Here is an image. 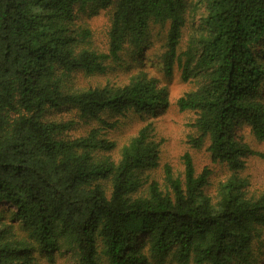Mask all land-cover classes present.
I'll list each match as a JSON object with an SVG mask.
<instances>
[{"label":"trees","instance_id":"obj_1","mask_svg":"<svg viewBox=\"0 0 264 264\" xmlns=\"http://www.w3.org/2000/svg\"><path fill=\"white\" fill-rule=\"evenodd\" d=\"M101 11L106 51L82 20ZM167 25L163 71L196 83L176 103L195 116L187 143L231 174L215 197L211 170L198 173L189 152L184 174L167 165L162 183L147 175L160 167L152 124L112 157L107 134L119 122L103 115L156 117L169 100L154 78L82 90L69 82L142 55L151 28ZM63 112L73 116L56 117ZM80 124L93 127L71 135ZM241 126L264 142V0H0V264L63 251L76 264H256L264 195H250L240 173L264 154Z\"/></svg>","mask_w":264,"mask_h":264},{"label":"rangeland","instance_id":"obj_2","mask_svg":"<svg viewBox=\"0 0 264 264\" xmlns=\"http://www.w3.org/2000/svg\"><path fill=\"white\" fill-rule=\"evenodd\" d=\"M198 14H201L199 11ZM108 14L101 11L99 14L91 17H83L84 24L92 31V42L95 47L102 51L107 49V30L109 27ZM197 20V19H195ZM194 20V21H195ZM197 22V21H196ZM168 31L167 26H155L151 28L149 44L144 48L143 54L132 56L123 54V61L120 64H109L104 74L88 76L83 72L75 73L70 78L71 88L75 90L88 89L92 87H103L107 84L119 85L127 84L131 78L139 74H145L148 78H154L158 82L159 88H164L168 95L169 107L156 117L142 118L137 114L129 113L126 117L107 115L105 118L116 121L119 125L113 131H109L107 138L116 144V149L112 153V157L118 160L120 150L127 145L130 140L135 137L138 132L147 124H152L154 129V138L160 144V167L151 171L149 177L162 183L163 167L170 166L173 172L180 176L184 174L183 156L189 152L193 158L195 169L201 173L203 169L209 168L211 176L209 178V186L207 191L213 197L216 196L219 185L228 180L230 173L225 165L213 164L209 153L203 150H191L187 137L193 133L190 124L194 121L195 116L192 113L179 112L176 103L185 94L196 88V83L185 82L181 78V71L174 69L172 75H167L163 71L162 63L159 58L160 52L165 43ZM72 113L63 112L57 114V118L69 119ZM92 126H76L71 131V135L85 134L87 128ZM239 137L251 147L255 152L264 154V142H258L251 135L250 129L241 126L238 129ZM240 176L247 180L246 190L252 196L264 195V160L258 157H250L246 161L245 169ZM7 206V205H6ZM1 207V206H0ZM259 252L261 254H259ZM256 264H264V247L256 251ZM54 260L49 261L48 258L42 257L40 264H76L70 253L65 251L54 253ZM152 264H176L171 259H165L161 262L154 261Z\"/></svg>","mask_w":264,"mask_h":264}]
</instances>
